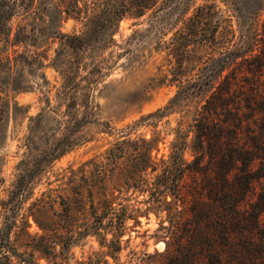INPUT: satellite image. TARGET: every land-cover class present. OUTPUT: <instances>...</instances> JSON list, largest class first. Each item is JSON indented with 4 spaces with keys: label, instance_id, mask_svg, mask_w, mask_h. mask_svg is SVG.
<instances>
[{
    "label": "rangeland",
    "instance_id": "obj_1",
    "mask_svg": "<svg viewBox=\"0 0 264 264\" xmlns=\"http://www.w3.org/2000/svg\"><path fill=\"white\" fill-rule=\"evenodd\" d=\"M121 4L122 0H0V264H80L101 249L109 252L103 256L108 264L203 263L199 252L176 257L174 248L166 251L159 237L160 216L164 219L165 213L153 210L139 217L138 226L132 227L129 219L119 237L121 251L110 252L107 245L113 234L87 233L83 216H72L68 201L59 194L69 185L71 172L79 178L90 160L123 139L117 131L174 99L179 88L164 76L172 53H199L193 40L177 35L195 7L207 5L208 32L230 19L235 41L244 36L247 56V42L256 37L261 50L253 52H260L264 60V0H154L140 16L117 18ZM249 62L254 61L244 60V72ZM259 76L264 87V67ZM85 87L93 88L88 118L82 113L73 119L63 114L71 95L78 97ZM203 101L202 95L185 98L152 125L139 126L131 138L158 132L162 141L157 155L167 157L182 140L178 133L191 129ZM107 124L112 132L105 130ZM71 129H76L74 144L51 159V147ZM193 136L190 132L183 158L198 171L186 176L182 189L196 187L201 203H190L185 215L193 221L199 207L214 226L220 223L227 229V234L213 232L216 259L211 264H264V176H260L264 162H259L264 161L263 152L256 149L260 158L251 169L244 164V151L218 152L193 161ZM231 157L235 162L227 163ZM148 198L146 192L132 189L118 200L143 210ZM229 199L236 209L228 207ZM204 232L193 230L191 240ZM100 240L106 242L103 247ZM155 251L159 255H144Z\"/></svg>",
    "mask_w": 264,
    "mask_h": 264
},
{
    "label": "trees",
    "instance_id": "obj_2",
    "mask_svg": "<svg viewBox=\"0 0 264 264\" xmlns=\"http://www.w3.org/2000/svg\"><path fill=\"white\" fill-rule=\"evenodd\" d=\"M153 1L122 0L119 10L115 11L116 17L120 18L125 14L140 16ZM207 20V5L197 6L190 16L183 19V25L178 29V37L186 41L193 40L199 53H172L169 59L171 66L164 79L175 82L179 88L174 99L162 110L150 113L146 119L117 131L123 139L116 141L104 154L90 160V167L82 169L83 174L79 178H75V173L71 172L69 185L61 188L59 195L68 201L69 213L74 217L83 216L87 233L96 234L103 230L113 234L114 240L107 245L110 252L121 251L119 237L124 233L129 219L133 221L132 227L138 226L139 217H147L149 210H153L156 214L165 213L164 219L160 216L159 227L162 234L159 237L163 238L166 251L170 247L174 248L176 257L185 254L192 256L199 252L204 257L202 264H211L216 259L211 244L213 232L221 230L223 234H227V229L220 223L219 227L214 226L210 217L206 218L208 215L199 207L194 211L196 218L193 221H189L185 215L190 203L197 206L201 203L194 193L196 187L192 186L186 191L182 189L186 176L198 171L183 158V151L189 146L190 132L194 133V142L192 140L191 143L195 157L193 161L205 155L212 158L218 152L244 151V164L251 169L255 160L260 158L256 149L264 154V109L260 107L264 106V87L259 76L263 72L264 60L259 57L260 52H253L261 50L258 49L257 38L247 42L250 48L247 56L244 54V36L240 41H235L236 30L230 19L226 24L218 22L212 32H208ZM261 24L264 28V19ZM219 28L222 30L219 31ZM257 31L259 28L255 29L254 35L258 34ZM224 41L226 45H223ZM244 60L254 61L249 62L246 72ZM200 95L204 97V101L196 109L191 129L178 133L182 140L173 145L167 157L164 154L157 155L158 144L162 141L158 132H154L149 138H131V134L142 124L152 125L157 121L156 118L174 111L185 98ZM92 96V87H85L78 97L71 95V101L63 114L73 119L82 113L88 118L91 114ZM78 99H81L80 103ZM79 104L82 109L78 108ZM105 130L112 132L108 124L105 125ZM75 131L76 129H71L51 147V159L61 156L66 150L64 148L74 144ZM244 132H248L247 136ZM226 162L235 161L231 157ZM260 176H264V173ZM132 189L148 194L149 205L145 209L131 204L124 205L122 200H118L123 192ZM233 202V199H229L228 207L236 209L237 205ZM164 220H167V225L163 224ZM36 223L41 229H45L37 221ZM193 230L205 232L199 238L191 240L194 238V234H191ZM99 243L103 247L106 242L100 240ZM136 253L135 250L132 251L133 255ZM104 254L109 252L102 249L93 252L80 264H108ZM144 255L151 258L159 253L155 251ZM193 262L196 263L195 260Z\"/></svg>",
    "mask_w": 264,
    "mask_h": 264
}]
</instances>
